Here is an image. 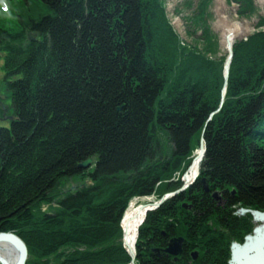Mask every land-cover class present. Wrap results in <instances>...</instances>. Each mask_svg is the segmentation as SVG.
<instances>
[{
	"label": "trees",
	"instance_id": "obj_1",
	"mask_svg": "<svg viewBox=\"0 0 264 264\" xmlns=\"http://www.w3.org/2000/svg\"><path fill=\"white\" fill-rule=\"evenodd\" d=\"M158 1L37 0L14 30L0 27V234L18 236L26 264H127V206L178 191L201 139L196 183L224 193L227 216L200 224L199 209L172 198L157 224L146 214L135 263L147 264L153 232L193 252L216 225L227 247L252 233L239 210L264 212V32L234 45L220 108L224 62L180 55ZM204 1L195 15L207 35ZM228 1L239 17L254 12L252 0Z\"/></svg>",
	"mask_w": 264,
	"mask_h": 264
},
{
	"label": "rangeland",
	"instance_id": "obj_2",
	"mask_svg": "<svg viewBox=\"0 0 264 264\" xmlns=\"http://www.w3.org/2000/svg\"><path fill=\"white\" fill-rule=\"evenodd\" d=\"M158 2L161 5L162 9L164 10V16L168 20L171 30L176 35L175 42L178 44L177 45L178 53L180 55H183L186 51L199 52L201 55L206 57L208 60H211L213 62L218 61L219 64H221L220 62H224L223 64H221V67L222 66L224 67L225 65V62H226L225 60L227 58L228 50L227 48L223 49L220 43L221 35H220V32L218 31L219 28L217 25L219 18L222 21L225 20L224 22L227 24L240 23L246 26L247 28L249 27L247 35L244 36L245 40L244 39L239 40V41L236 40L234 44H237V42H246L249 36L255 33H258L259 31L264 32V0H252V5L254 6V12L251 15H247L246 17H239V15L237 14L239 6L233 4L232 2L228 0H205L204 2H205L206 10L204 13V18L206 20L205 25H206V29L208 32L207 35L205 34L203 35L202 34L203 31L199 29L200 18L195 15L198 12L199 5L203 3V0H159ZM36 4H37V0H0V27L5 28V30L6 29L14 30L15 18H17V15L23 16V17L32 15L30 8L31 7L33 8V6ZM219 10H220L219 14L221 15L217 14ZM233 47L234 46H232L231 50L233 49ZM232 55H233V50H232ZM222 72H223V69H222ZM1 78H2V73L0 71V95L4 98V97H7V94L5 93V90L3 88ZM222 79H223V74H222ZM3 103L5 104L6 102H3ZM6 105L8 104L6 103ZM0 124L6 125L7 123L1 122ZM213 193L216 194L215 192ZM213 193L212 195H214ZM171 200L172 198L168 199L163 204H165L168 201L170 202ZM199 200H201V198H199ZM142 201L144 202L149 201L152 203H157L159 199L157 200L156 198H151V199H146ZM194 201H195L194 208H196V211L197 209H199V214L198 216H196L197 218L195 219L196 220L195 222H199L200 224H205L204 223L205 218L215 213L221 216H227V209L222 210L221 209L222 207L214 206V208H212V210L209 211L207 210L208 208H206L207 207L206 202L201 203V205L203 206H201L200 208L199 205L197 204L198 201L197 202L196 200ZM190 204L192 205L191 201H188L187 203L183 202L182 206L184 208H189ZM160 208L161 207L157 208V210L153 212H150L153 215L151 216L152 220H153V217L159 218V216L164 212V210H166V208L161 209V210ZM194 208H191V209L194 210ZM201 209H205L206 212H209L208 214L204 215L205 218H202L199 216L202 212ZM170 211H171V214L170 215L168 214L169 215L168 218H171L170 216H173V215L174 217H177V216L179 217V214L176 209L174 211L172 210ZM170 211L168 213H170ZM183 212L186 213V211L184 210ZM168 215L164 214L165 217H167ZM182 215L186 216V214H182ZM245 218L246 216L243 219ZM161 219L163 218H159L158 222H160ZM249 223L251 224L252 230L253 228H257L258 226H261L258 223L255 224L253 221H250ZM206 225L208 226V223H206ZM194 227H192V230L194 229L196 230V228ZM121 228H122V223H121ZM195 230L192 231V233L195 232ZM213 230L218 232V234L214 235L213 237L211 235H207V233H209L207 231H205L204 233L202 232V234H199L198 236L199 239H202V237L208 238L207 240L211 241V243L207 244L205 242H202L203 241L202 240L201 241L202 244L199 245L198 240L196 241L197 242L196 244L192 242V245L194 244L197 247L199 246L201 253H200V256L198 257L202 259L204 257L203 264L209 263V260L205 261L207 260L208 253H211L212 255H214V253H216L219 249H221L219 246L223 248L224 245L227 243V240H225L226 237L224 236L222 232H219L220 230L216 225L209 228V231H213ZM220 240L221 242H219ZM199 243H200V240H199ZM192 248L188 249V251L191 252L190 255L192 256L193 253H196L198 255L196 250L192 252L191 250ZM70 252L71 251L68 249H66L65 251L62 250L60 251V253L56 255L55 259L60 260L63 257H67ZM226 254L227 252L225 251V254L222 256L221 259H224V260L226 259L228 262L230 259L229 257L227 258L225 257ZM175 258L176 257H173V259Z\"/></svg>",
	"mask_w": 264,
	"mask_h": 264
},
{
	"label": "water",
	"instance_id": "obj_3",
	"mask_svg": "<svg viewBox=\"0 0 264 264\" xmlns=\"http://www.w3.org/2000/svg\"><path fill=\"white\" fill-rule=\"evenodd\" d=\"M236 24H240V23H236ZM245 37H241V38H238L237 41L239 40H243ZM29 40L30 41H35V38L34 37H31L29 36ZM245 40V39H244ZM234 44L230 45L229 43L227 44V58H226V62H225V65L223 67V88L221 89V92H220V95H221V100H220V108H221V105L224 101V97H225V90H226V87H227V80H228V76H229V66L231 64V58H232V46ZM198 153L195 154L194 158L191 159L190 161V164L187 168V171H186V174L183 176V179H182V188H180L177 192H174V193H171V194H167L166 196H164L163 198H161L159 201H157V203H152L150 202L147 206L148 208L146 209L145 211V216L147 213H150V212H153L155 210H157V208H159L165 201H167L168 199L170 198H173L174 196H176L178 193L180 192H183L185 191L187 188H189V186H191L198 178L199 176V167L202 163V159H203V156L205 154V150H204V146H203V140L201 139L200 140V143H199V146H198ZM196 162V165H197V170H196V175L191 178L189 181H184V178L185 176L188 174V170L192 167V164ZM91 160H89L88 162L84 163V164H81L79 165V168L80 169H88L90 164H91ZM203 185L204 183L201 182ZM72 190H76V187H72L71 188ZM206 191V189H204ZM213 198L215 200H217V194H214L213 195ZM126 211V210H125ZM245 214H248L251 216L252 220L254 223H259L261 224V226H258L256 229L253 230L252 232V235L251 236H247L246 239H245V242L242 246H239V245H232V252H231V262L229 264H241V262L235 260V254L236 252H242L243 250H246L248 247H250V245H256L257 241H262L264 242V212L261 213V212H258V211H250V210H239L237 212V215L239 216H245ZM124 216V215H123ZM122 219V218H121ZM145 219V217H144ZM122 221V220H121ZM145 220L142 221V223H144ZM141 223V224H142ZM121 224V222H120ZM120 227V226H119ZM139 233V231H138ZM137 236L138 234L136 235V241H137ZM122 242V248L123 250L125 251V253L128 254V257H129V264H135V260H136V252H135V247H136V244L137 242L135 243V247H134V251H129L127 250V248L125 247V245L127 246V242H124V235H123V232H122V235H121V241ZM183 244H184V240L183 239H171L169 241V244H168V247L167 249L165 250L166 253L172 257H177V256H180L181 255V252H182V247H183ZM17 249L18 250V253L20 254V260L15 262L12 258V255H11V250L13 251V249ZM256 251V257H254L255 259L259 257V255L257 253H260V254H263L264 256V249L263 250H255ZM27 248L26 246H24V244L21 242V240L18 238V236H13L11 234H7V233H4V234H0V264H26L27 262ZM191 258H195V254H192ZM253 262H254V259H253ZM243 264V263H242Z\"/></svg>",
	"mask_w": 264,
	"mask_h": 264
},
{
	"label": "flooded vegetation",
	"instance_id": "obj_4",
	"mask_svg": "<svg viewBox=\"0 0 264 264\" xmlns=\"http://www.w3.org/2000/svg\"><path fill=\"white\" fill-rule=\"evenodd\" d=\"M187 175L185 176L184 181L187 180V177H188ZM196 185H197V187L195 188ZM204 189H206V191ZM197 191L200 192V194H197L196 193ZM209 191H210V189L206 185H203L201 182L200 183L195 182V183H193L192 186L189 187V189L178 193L177 196L174 197L175 199L177 198V201H175L172 205L181 206L182 209L184 211H186V214L190 212L191 208H194V206H195L194 200H196V202L198 201L197 204L199 205L200 208H201V206H203V205H201V203L206 202L207 203L206 208H208L207 210H209V211L212 210V208H214V206L215 207H218V206L223 207L226 203V200L224 199V196H223L224 193H218L217 194V200H215L213 198L212 193H210ZM199 198H201V200H199ZM188 201H191L192 205L190 204L189 208H184L182 206L183 202L187 203ZM195 210H196V208H194V210L191 209V211L193 213H195ZM208 213L209 212H206L205 209H203L200 215H201V217L202 216L204 217V215L208 214ZM164 218L166 219L165 216H164ZM240 218H244V217L241 216ZM158 221H159V218L155 219L156 223H158ZM250 221H252V220H249V222ZM155 230L157 231V229H155ZM167 238L168 237L164 231H158L157 233L153 232L152 237L150 239H147V244L151 243V245L149 244L151 247L150 251H149L150 254H148V256H146L145 253L142 254V258L144 260V261L142 260V263H147V264L148 263L149 264H177V263L181 262V260H183L188 264H203L204 257H203V259L198 257V256H200L201 250L199 249L197 251L198 255L195 253V258L193 259V258H191L190 254L189 255L187 254L188 247H187V249L185 248L183 250L185 243L183 244V247L181 249L182 250L181 255L177 256L175 259H173V257L171 255L169 256L165 251L168 247L169 241L171 240V239L167 240ZM231 245L232 244H229V247L228 246L226 247L224 245V248L219 249L216 253H214V255H212L211 253H208L207 254V260H205V261L209 260L208 264H228L229 261L227 262V260H225V262H224V259H221V258L225 254V251L227 252V255H228L227 257L230 258V254H231L230 246ZM187 259H190V262L187 261Z\"/></svg>",
	"mask_w": 264,
	"mask_h": 264
},
{
	"label": "bare ground",
	"instance_id": "obj_5",
	"mask_svg": "<svg viewBox=\"0 0 264 264\" xmlns=\"http://www.w3.org/2000/svg\"><path fill=\"white\" fill-rule=\"evenodd\" d=\"M220 13V10L217 14ZM221 15V14H219ZM225 16V15H224ZM224 20V19H223ZM225 21V20H224ZM224 21H222L220 18L218 19L217 25H218V31L220 32V43L223 49L227 48V44L230 45L234 44L238 38L244 37L248 33V28L242 24H227ZM197 152L194 153L197 154ZM195 157V156H194ZM193 157V158H194ZM197 165L196 162L192 164V167L188 170V177L186 181H189L191 178H193L197 173ZM143 200V199H142ZM142 200H134L129 205L127 210L124 213V216L122 217V232L124 234V242H127V250L134 251V245L137 242L136 235L138 234L139 228L142 225V221L145 220V211L148 208L149 201H142ZM158 200V199H157ZM156 201V200H155ZM121 226V225H120ZM264 249V242L257 241L256 245H250L246 250H243L242 252H236L235 260L241 262V264H264V256L263 254L257 253L259 255L258 258L256 257V251L263 250ZM12 258L15 262L20 260V254L18 253L17 249L11 250ZM254 259V262H253ZM129 264V263H127Z\"/></svg>",
	"mask_w": 264,
	"mask_h": 264
}]
</instances>
